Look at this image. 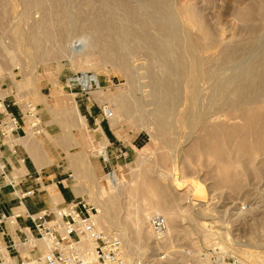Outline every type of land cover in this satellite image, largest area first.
Returning <instances> with one entry per match:
<instances>
[{
    "label": "rangeland",
    "instance_id": "rangeland-1",
    "mask_svg": "<svg viewBox=\"0 0 264 264\" xmlns=\"http://www.w3.org/2000/svg\"><path fill=\"white\" fill-rule=\"evenodd\" d=\"M66 1L74 8L77 18L87 16L88 8L82 0ZM249 1L252 0H181L204 14L213 29L220 28L224 38L229 39L235 35L241 42L248 33L242 28L235 13ZM41 2L44 6L45 0ZM28 8L26 0H0V103L2 110L4 105L1 100L6 99L7 103H16L24 112H31L25 120L26 135L17 142L26 146L30 156L33 144L39 147L40 160L37 162H42L39 168L51 164L48 152H52L55 156V171L64 172V175L68 173L69 177L72 175L70 186L78 201L97 208L96 228L110 234H119L126 240V258L131 264L135 260H141L142 264H202L210 260L213 264H219L222 263L219 261L220 257H223L224 264L235 257L240 258L244 264H249L248 258L253 255L259 257L258 264H263L264 249L257 250L251 246H264V177L253 181L245 176V183L251 185L243 191L233 193L215 180L214 166H206L205 160L199 159L190 164L191 166L184 165L182 150L191 146L193 141L190 140L180 147L178 145L185 141L187 132L190 131L188 126L175 125L170 133H161L157 121L146 111L143 121L122 118L117 127L113 119L104 117V111L108 110L116 119L119 118L116 102L112 98L118 94L124 95L130 90L124 72L110 64L95 67L93 61L90 62L85 55L72 62L61 47L58 48L50 42L44 43L45 52L50 55L59 54L57 58L48 57L43 61L33 62L18 39L20 31L28 37L37 21L41 24L37 30L40 32L46 31L44 29L57 31L67 26L58 16H47L44 19L41 9L33 7L28 11ZM25 44L30 46L29 42ZM142 51L138 57L143 56L138 61L149 64L148 55ZM145 63L142 71L146 72L148 65ZM158 68L157 64L156 70ZM84 76H96L99 85L94 82L90 90H85L80 82V78ZM148 81L146 77H139V94L149 92ZM40 96H44L49 108ZM71 103L77 104L79 117L73 112ZM147 109L148 112L151 110L150 107ZM5 141L11 142L10 139ZM102 148L107 151V161L98 152ZM118 149L127 152L128 157L112 159L114 154L121 155L120 151L117 153ZM4 167L0 162V173ZM45 171L48 169L45 168ZM175 171L176 175L173 174ZM109 173L110 178L107 176ZM178 177L185 184H177ZM151 181H156L163 189H168L167 192L172 195L168 201L175 204L166 203L161 208V213L174 206V210L179 211L181 216H187L186 221L176 224V236L172 240L159 243L158 248L149 226L150 218L155 213L148 212L149 220L148 217H143L145 211L151 210V205L144 203L141 188ZM198 186L205 190L208 203L196 206L195 209L208 214L207 220L195 215L197 211L194 208L192 210V206L185 201L190 189H199ZM255 187L258 188L257 192ZM58 194L57 191L49 192L51 199L60 204L62 200H59ZM145 195L151 200V194ZM108 198L115 199L118 205L112 207L111 199ZM190 219L192 223L189 227L187 223ZM138 220L142 221L144 229L141 242H137L133 233V227ZM109 221L114 222V227ZM200 223L213 225L216 235L204 232ZM125 232L129 234L130 242H127ZM35 245L43 244L36 242ZM20 249L26 254L29 246H22ZM0 252L4 256L0 259V264L7 260L15 263L1 240Z\"/></svg>",
    "mask_w": 264,
    "mask_h": 264
},
{
    "label": "bare ground",
    "instance_id": "bare-ground-1",
    "mask_svg": "<svg viewBox=\"0 0 264 264\" xmlns=\"http://www.w3.org/2000/svg\"><path fill=\"white\" fill-rule=\"evenodd\" d=\"M26 1L28 11L33 7L39 8L44 19L47 16H58L67 26L57 31L44 29L46 31L40 32L37 30L41 24L37 21L28 37L20 31L18 39L33 62L37 63L48 57L57 58L59 54L50 55L45 52L44 43L50 42L61 47L72 62L85 55L90 62L93 61L95 67L110 64L124 72L130 90L112 98L116 102L119 118L116 119L112 112L106 111L112 114L109 118L114 120L117 127L122 118L144 119L146 111L157 121L161 133H170L175 125L188 126L190 131L187 132L185 141L178 145L180 147L193 141L191 146L182 150L184 165H190L199 159L205 160L206 166H214L215 180L233 193L243 191L251 185L245 183V176L253 181L264 177V1H249L245 7L236 11L238 21L248 33H245L247 36L242 38V42L235 35L229 39L224 38L220 28L213 29L204 14L181 0H82L88 8L84 18H77L74 8L66 0H45L44 6L41 0ZM75 34L77 35L74 36ZM25 42H29L30 46L27 47ZM141 51L149 57V64L143 61L148 65L146 72L142 71L145 69L144 63L138 61L143 56L138 57ZM157 64L159 71L156 70ZM140 76L149 80L147 86L150 90L143 95L137 92ZM80 82L85 90H90L94 82L99 85L96 76H84L80 78ZM38 92L37 90L36 93ZM41 97L46 102L44 96ZM46 104L49 108V104ZM71 104L73 112L79 117L77 104ZM148 107L151 108L149 112ZM7 139H10L9 143L18 141L13 140L11 135ZM31 149L32 158L35 162L39 161V147L34 143ZM98 152L105 161L108 160L105 148ZM176 173L177 171L173 174ZM107 176L110 178L111 173ZM177 179V184H185L181 177ZM256 188L252 189L256 191ZM141 189L144 203L151 205V210L145 211L143 217H148L149 220L150 211L155 213L150 221L155 216L162 215L167 222V230L162 234L155 233L149 222L158 248L159 243L176 236V224L186 221L187 216H181L179 211L174 210V206L161 213V208L166 203L175 204L168 201L172 197L167 192L168 189H163L156 181L149 182ZM145 193L152 195L151 200ZM185 201L192 206V210L208 203L207 194L202 187H192ZM117 203L115 199L110 201L112 207ZM203 212L197 211L195 215L207 220L208 214ZM96 219L95 215V224ZM141 222L138 220L133 227L137 242L142 241L144 233ZM110 223L114 227V222ZM190 223L191 219L187 223L189 227ZM201 227L204 232L215 234L214 226L210 223H204ZM128 235L125 232L127 242H130ZM31 241L28 243L29 249L37 247L42 253L48 251L43 241L33 236ZM36 242L43 245H35ZM123 244L124 257L128 262L126 240H123ZM18 245L22 247L20 242ZM251 247L264 249V246ZM86 249L88 259L95 262V244L87 241ZM138 261L135 260L134 264H142L141 260ZM219 261L222 262L219 264H224L223 257ZM248 261L249 264H258L259 257L253 255ZM3 264L12 262L7 260Z\"/></svg>",
    "mask_w": 264,
    "mask_h": 264
},
{
    "label": "built area",
    "instance_id": "built-area-1",
    "mask_svg": "<svg viewBox=\"0 0 264 264\" xmlns=\"http://www.w3.org/2000/svg\"><path fill=\"white\" fill-rule=\"evenodd\" d=\"M1 102L4 105L2 110L0 103L1 136L3 140H6L8 135H11L14 140L15 133L26 126L25 120L27 116L31 115V112H24L19 106L24 116V120L21 121L9 111L3 99ZM111 115V113L107 114L104 111L105 118L109 119ZM6 129H10V131ZM14 184V181H10V185L14 187ZM33 195H35V190H28L18 197L24 199ZM96 214H98L97 208L78 200L65 204L54 203L52 208L36 214L28 213V219L33 223L35 233L26 235V239L21 241L20 244L22 246L28 245L32 242L31 236H33L37 240L43 241L47 245L48 251L42 253L39 248L34 247L29 249L27 254H24L17 243L15 248L19 255V261L14 264H129L124 257L122 238L117 234L98 230L94 223ZM166 223L165 218L162 216H155L150 221L152 229L157 234L166 232ZM87 241L95 244L97 257L95 262H91L87 257ZM202 264L213 263L210 260ZM226 264L244 263L240 258L235 257Z\"/></svg>",
    "mask_w": 264,
    "mask_h": 264
},
{
    "label": "crops",
    "instance_id": "crops-1",
    "mask_svg": "<svg viewBox=\"0 0 264 264\" xmlns=\"http://www.w3.org/2000/svg\"><path fill=\"white\" fill-rule=\"evenodd\" d=\"M4 101L9 111L19 120L23 121L24 116L19 106L14 102L7 103L6 99ZM100 129L104 132L102 127ZM25 135L26 129L23 127L15 133L14 140L22 139L21 137ZM112 135L114 134L112 133ZM108 141L110 142L111 140L108 139ZM11 144L15 146L12 147ZM11 144L3 140L0 133V162L5 165L3 173H0V240L4 244L9 256L17 263L19 255L15 248L16 244L25 240L26 235L29 233H35L33 223L28 219V213L36 214L52 208L55 202L49 195L51 191L59 193V200H62L60 204L69 203L78 200V198L70 186L69 174L64 175V172L55 171L53 166L55 156L52 152H48L51 164L40 169L39 164L41 162H35L31 158L23 143L19 144L17 142ZM118 151L121 152V155L114 154L112 159L114 157L117 159L128 157L127 152H124L122 149H118L117 153ZM45 168L48 169L47 172ZM10 181L15 182L14 187L10 185ZM28 190H35V195L24 199L18 197ZM2 258L4 256L0 252V259Z\"/></svg>",
    "mask_w": 264,
    "mask_h": 264
}]
</instances>
